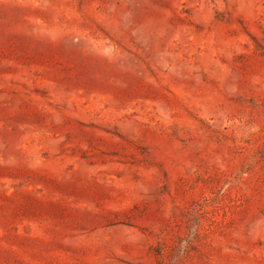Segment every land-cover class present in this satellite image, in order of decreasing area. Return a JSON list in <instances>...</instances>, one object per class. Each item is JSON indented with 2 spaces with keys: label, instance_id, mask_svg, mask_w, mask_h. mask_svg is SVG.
Returning a JSON list of instances; mask_svg holds the SVG:
<instances>
[{
  "label": "rangeland",
  "instance_id": "obj_1",
  "mask_svg": "<svg viewBox=\"0 0 264 264\" xmlns=\"http://www.w3.org/2000/svg\"><path fill=\"white\" fill-rule=\"evenodd\" d=\"M0 264H264V0H0Z\"/></svg>",
  "mask_w": 264,
  "mask_h": 264
}]
</instances>
